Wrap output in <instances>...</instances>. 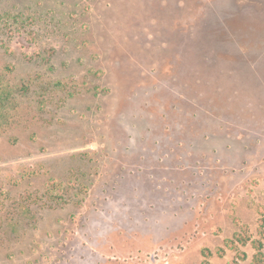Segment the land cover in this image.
Here are the masks:
<instances>
[{
    "label": "rangeland",
    "instance_id": "1",
    "mask_svg": "<svg viewBox=\"0 0 264 264\" xmlns=\"http://www.w3.org/2000/svg\"><path fill=\"white\" fill-rule=\"evenodd\" d=\"M0 79V264H251L264 0H0Z\"/></svg>",
    "mask_w": 264,
    "mask_h": 264
},
{
    "label": "trees",
    "instance_id": "2",
    "mask_svg": "<svg viewBox=\"0 0 264 264\" xmlns=\"http://www.w3.org/2000/svg\"><path fill=\"white\" fill-rule=\"evenodd\" d=\"M12 92L4 80L0 79V138L6 131V127L12 122L11 108ZM264 240V236L262 237ZM255 254L252 257L251 264H264V244L262 240L253 241ZM242 261L246 259L243 254L240 258ZM234 264H239L234 262Z\"/></svg>",
    "mask_w": 264,
    "mask_h": 264
}]
</instances>
